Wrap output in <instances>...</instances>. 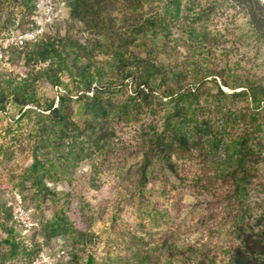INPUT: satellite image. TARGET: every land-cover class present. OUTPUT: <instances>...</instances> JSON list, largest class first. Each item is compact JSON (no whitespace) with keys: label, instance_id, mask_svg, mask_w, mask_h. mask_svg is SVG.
I'll return each instance as SVG.
<instances>
[{"label":"trees","instance_id":"1","mask_svg":"<svg viewBox=\"0 0 264 264\" xmlns=\"http://www.w3.org/2000/svg\"><path fill=\"white\" fill-rule=\"evenodd\" d=\"M183 1L74 0L70 16L89 31L90 38L85 42L70 36L56 39L45 35L23 50L13 48L24 51L28 73L15 79L0 77V111H5L7 104L11 103L20 112L25 110L18 122L32 114L37 116L30 163L24 166L20 177L21 186L29 191L33 201L57 204L58 192L48 182L72 187V168L76 169L86 160L90 161L95 173L111 167L110 163L121 164V150L130 148H120L116 143L115 124L133 122L137 114L153 109L156 101L168 99L173 106L166 115L163 132L144 133L135 146V154L142 158L131 182L133 191L143 197L147 186L159 180V175L165 180H168L169 173L178 176L176 160L194 157L198 153L206 163L218 155L217 171L212 173L205 168L206 172L199 181H207L203 187H209L208 183L214 181L221 183L227 192L222 199L218 198V205L226 202L225 210L229 214L235 209L234 202L238 204L236 208L242 209L248 188L258 178L259 166L264 162V75L232 76L227 74V68L216 72L209 62L206 68L195 63L192 71H176L173 65L159 61L158 56L168 46L171 37L170 27L182 15ZM194 1L188 7L193 15L186 17L193 23L208 22L217 8L236 10L246 20L245 26L237 27L233 33L236 41L248 44L256 50V57H261L264 49L262 0H215L207 6L199 4L200 10L196 13ZM35 3L36 0H0L2 26H6L10 19L5 14L6 9L23 6L31 13ZM145 5L150 6L149 16L138 13ZM118 10H123L126 15L120 19L124 23L121 27L119 20L112 16ZM197 36H203L211 45V36L206 30ZM220 39L222 36L218 37V43ZM102 56L104 60L99 59ZM262 61L264 64V56ZM39 64L48 66L37 69ZM62 73L69 77L68 83L62 80ZM189 73L197 78L191 87L186 82ZM216 77L220 85H217ZM130 78L135 83V96L114 103L113 97ZM41 79H46L53 87H60L62 93L58 103L53 99L42 104L36 97L34 84ZM210 81L217 86L216 97L220 99L217 111L221 117L217 121L200 119L199 116L201 89ZM163 87V95L155 93L157 88ZM222 87L234 92H225ZM230 99L244 100L248 104L244 110H225L224 103ZM29 106L31 108L26 109ZM237 129L241 132L235 136ZM116 155L120 159L112 161ZM92 186L99 188L95 181ZM23 203L21 205L30 211ZM15 212L16 208L7 209V219L15 226L6 230L7 237L0 242V264H8L7 259L14 261L20 250L29 262L40 253L39 247L28 252L25 244L16 238L18 230L21 232L22 229L15 219ZM83 215L85 230L75 227L67 210L62 209L57 210L45 226L48 241L67 238L64 249L71 264H80L81 255H87L89 245L96 239L93 232L95 216L86 212ZM231 221L235 242L224 252L226 264H264V220L256 224L263 227L258 231L244 215L234 214ZM36 230L37 226L33 231ZM170 240L147 252L138 250L134 254V264H217L216 254L192 246L183 249ZM130 243L135 250L140 246ZM6 247L7 251L3 252L1 248ZM84 264L100 263L88 254Z\"/></svg>","mask_w":264,"mask_h":264},{"label":"rangeland","instance_id":"2","mask_svg":"<svg viewBox=\"0 0 264 264\" xmlns=\"http://www.w3.org/2000/svg\"><path fill=\"white\" fill-rule=\"evenodd\" d=\"M61 1L67 3V12L70 15L71 3L74 4V0ZM191 1H183L182 15L171 25L168 46L158 56V60L166 65H173L176 71L182 69L192 71L195 63H200L206 68L209 62L216 72L221 68H227V74L232 76L237 75L241 78L248 75L263 76L264 49L261 50L259 59L255 55V49L246 43L237 42L233 34L237 27L245 26V18L237 14L238 12L233 8L225 7L217 8L208 22L193 23L186 18L193 15V12L188 11ZM214 1L195 0L194 13L200 10L199 4L207 6ZM138 13L149 16L150 6L145 5L138 10ZM5 14L10 19L6 26H2L0 20V51H2L0 77L15 79L28 73L25 53L5 47L4 42L12 38L13 33L28 27L29 21L26 16L29 13L23 6L20 9L14 6L6 9ZM112 16L119 20L120 27L124 26L120 20L126 16L123 10L114 12ZM204 30L210 34L212 46L206 43L203 36H197V33ZM46 35L56 39L70 36L82 42L90 38V33L85 29L84 24L73 20L71 16L68 21L52 28ZM220 36L222 40L220 39L218 43ZM99 59L104 60V57ZM47 66V64H39L37 69H45ZM61 78L66 83L70 81L65 73L61 74ZM196 80L194 74L189 73L186 82L191 87ZM216 80L217 85H220L218 77ZM34 85V93L42 104L46 100L53 99L58 103V97L62 93L60 87H53L46 79H41ZM222 89L228 93L234 92L229 88L222 87ZM164 90V87L157 88L155 93L163 95ZM201 93L200 119L217 121L221 117L217 111L220 103V99L216 97L217 86L210 81L201 89ZM130 96H135V83L131 78L125 82L120 93L113 97V101L119 104L128 100ZM167 100L156 101L158 103L153 109H145L141 114H137L133 122L120 121L115 124L116 143L120 148L124 149L122 146L130 148L121 150L120 158H123L121 164L110 163L111 167H105L101 172L95 173L92 172L90 161L86 160L76 169L72 168V187L48 182L49 186L58 192L57 204L50 201L46 203L33 201L29 191L21 186L22 170L30 163L29 156L34 142L32 136L36 133L37 116L32 114L30 118L18 122L25 110L20 112L11 103L7 104L6 110L0 111V242L7 237L6 230L15 226L12 220L7 219V209L16 208L19 202H24L31 209L29 215L37 226L36 231L32 230L28 234H24L23 230L17 232L16 238L25 244L28 252L39 247V255L42 252L56 254L60 249H64L67 238L48 241L45 236V226L48 221L57 210L62 209L67 210L74 226L82 230L86 229L83 212L95 216L93 232L96 239L89 245L87 255H93L100 264H134L136 263L134 254L138 250L147 252L159 247L168 239L183 249L192 246L216 254L217 264H226L227 255L224 252L235 242L231 232V219L234 214L244 215L255 227V231L263 228L256 224L264 220V162L259 166L258 178L248 188V194L241 205L242 209L236 208L238 204L234 202L235 209L230 214L225 210L226 202L221 206L218 205V198L222 199L227 192L220 186L221 183L214 181L208 183L209 187H203L207 181H199L206 172L205 168L212 173L217 171L216 163L220 159L218 155L209 158L206 163L199 158L198 153H195L194 157L181 160H176L174 157L179 164L178 176L169 173L168 180H165L159 175V180L149 184L144 196H140L138 192L133 191L131 184L142 158L140 154H135V146L139 144L144 133L163 132L166 115L173 106ZM224 104L225 110L235 112L244 110L248 103L244 100L230 99ZM29 108L31 107L26 109ZM239 132L241 131L237 129L234 135ZM230 134L233 132L231 131ZM120 158L118 155L113 156L112 161ZM93 181L99 186L98 189L92 186ZM233 205L231 208H234ZM130 242L138 243L140 246L136 250L132 249ZM42 243L45 244L44 247L41 246ZM1 249L3 252L7 251V247ZM19 253L14 261L7 259L6 262L29 264L25 253L21 250ZM87 255H81L80 264L86 262ZM63 262L71 264L70 256L66 255L62 264Z\"/></svg>","mask_w":264,"mask_h":264},{"label":"built area","instance_id":"3","mask_svg":"<svg viewBox=\"0 0 264 264\" xmlns=\"http://www.w3.org/2000/svg\"><path fill=\"white\" fill-rule=\"evenodd\" d=\"M26 17L29 21L28 27L13 33L12 38L4 42L5 47L23 50L29 44L42 39L52 28L70 19L67 3L61 0H36L34 10ZM19 203L16 207L15 219L24 234H28L34 229L36 223L29 215V211L21 205V202ZM41 246L44 247L45 244L42 243ZM66 255L65 249H60L56 254L42 252L29 264H58L66 258Z\"/></svg>","mask_w":264,"mask_h":264},{"label":"water","instance_id":"4","mask_svg":"<svg viewBox=\"0 0 264 264\" xmlns=\"http://www.w3.org/2000/svg\"><path fill=\"white\" fill-rule=\"evenodd\" d=\"M264 2V0H262Z\"/></svg>","mask_w":264,"mask_h":264}]
</instances>
